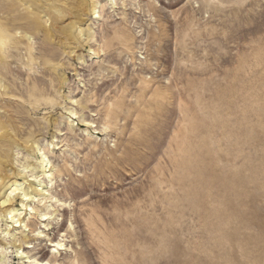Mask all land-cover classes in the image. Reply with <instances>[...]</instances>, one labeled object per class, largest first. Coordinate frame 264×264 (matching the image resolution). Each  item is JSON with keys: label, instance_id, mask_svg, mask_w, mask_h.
I'll return each instance as SVG.
<instances>
[{"label": "rangeland", "instance_id": "obj_1", "mask_svg": "<svg viewBox=\"0 0 264 264\" xmlns=\"http://www.w3.org/2000/svg\"><path fill=\"white\" fill-rule=\"evenodd\" d=\"M0 22V264H264V0Z\"/></svg>", "mask_w": 264, "mask_h": 264}, {"label": "bare ground", "instance_id": "obj_2", "mask_svg": "<svg viewBox=\"0 0 264 264\" xmlns=\"http://www.w3.org/2000/svg\"><path fill=\"white\" fill-rule=\"evenodd\" d=\"M85 2V1H84ZM14 5V4H13ZM9 6V5H8ZM17 7V6H16ZM12 9V8H11ZM6 10V9H5ZM10 11V10H9ZM8 11V12H9ZM13 11V10H11ZM6 12V11H5ZM97 11L94 10V14H96ZM77 15V14H76ZM61 17V16H60ZM79 17V16H78ZM17 18V16H16ZM20 18V17H19ZM23 18V17H22ZM25 18V17H24ZM17 22H13L11 25H13V27H17V25L15 24ZM72 23H75V22H72ZM36 26H38V23H34ZM71 24V23H70ZM68 26V25H67ZM74 26V25H73ZM72 27V25L70 26ZM72 29V28H70ZM19 30V29H18ZM72 30H70L71 32ZM18 33V32H17ZM72 33V32H71ZM28 41L30 42V39L31 37H28L27 38ZM18 40V37H17V34H10L9 33V28H8V25L5 24L4 22H0V54H2L4 56V52L6 51V49L11 45V43L14 41L16 42ZM2 58V57H1ZM2 60V59H0ZM9 131V130H8ZM6 134H9L8 132H6ZM5 134V135H6ZM1 137V136H0ZM11 137V135H10ZM13 194V193H12ZM27 196H30V195H27V194H24V197H27ZM28 198V197H27ZM14 200V199H12ZM11 198L10 199H7L6 201H4V203H0L2 207H4L3 205H5L6 203H9L12 201ZM30 200V199H29ZM12 203V202H11ZM8 210V209H7ZM6 210V211H7ZM11 212L8 210L7 212V215L10 214ZM16 223V227H22V224H23V221H21L20 219H18L17 221H15ZM23 227H25L26 229L28 228V224L24 223ZM64 245L61 244V243H58V247L61 249ZM61 251V250H60ZM58 252V251H57ZM44 264H49V263H44Z\"/></svg>", "mask_w": 264, "mask_h": 264}]
</instances>
